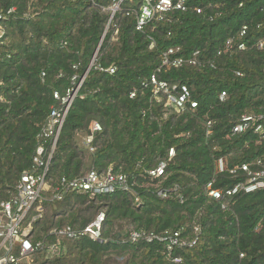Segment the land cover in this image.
<instances>
[{
  "label": "trees",
  "instance_id": "16d2710c",
  "mask_svg": "<svg viewBox=\"0 0 264 264\" xmlns=\"http://www.w3.org/2000/svg\"><path fill=\"white\" fill-rule=\"evenodd\" d=\"M119 1L0 0V203L32 168L55 92L65 94L73 77L87 72L53 156L50 185L94 169L125 175L132 187L79 194L62 204L40 200L45 214L30 239L44 249L25 264H264V189L222 200L208 190L246 182L244 172L231 175L237 166L264 170L258 165H264V132L251 127L233 134L244 115L264 117V0H187L186 11L175 10L142 32L135 16L142 0H124L111 19ZM230 39L235 43L227 50ZM170 49H179L173 58L186 60L199 52V64L163 67ZM112 66L113 75L106 72ZM153 77L187 86L198 107L166 109V98L154 96ZM95 123L102 131L88 147ZM222 158L224 173L218 171ZM161 162L164 176L150 177ZM37 214L34 207L27 222ZM102 215L98 240L53 233L83 232ZM134 232H179L190 244L169 251L166 242L134 243ZM54 245L60 250L51 255Z\"/></svg>",
  "mask_w": 264,
  "mask_h": 264
},
{
  "label": "built area",
  "instance_id": "2783aa9c",
  "mask_svg": "<svg viewBox=\"0 0 264 264\" xmlns=\"http://www.w3.org/2000/svg\"><path fill=\"white\" fill-rule=\"evenodd\" d=\"M123 1L120 0L113 5L111 19L120 10ZM175 10L186 11L187 0H142L141 5L135 10L137 30L140 32L144 31L149 23L155 20L162 21ZM202 11V9H197L198 14H201ZM1 18L2 16H0ZM247 31L248 28L244 27L240 37L246 36ZM3 35L4 30L0 27V39ZM234 43L235 39H230L226 44V49L230 50ZM260 48H263V44L260 45ZM238 49L240 51L246 50L245 44L240 43ZM178 52L179 49H170L164 54L163 67L180 68L184 65L197 66L199 64V52L195 53L189 60L173 58ZM100 70L104 71V69ZM116 70L112 66L106 72L113 75L116 73ZM87 75L88 72L81 77L78 75L74 76L72 79L73 86L65 94L55 92L54 99L57 101V104L52 108L46 125L38 135V146L33 157L32 168L22 174L14 195L9 200L0 203V264H25L36 251L44 249L43 242L35 245L30 239V233L35 230L37 221L41 220L45 214V206H37L40 200L46 202V204H62L79 194L106 195L114 193L118 187H122L124 191H132V187L127 181V176H117L111 171L105 175H101L94 169L87 172L82 178L73 181L63 180L59 187L50 185L48 174L54 153L70 110ZM151 83L157 101H162L161 95L166 98L164 104L166 109L170 110L174 108L176 111L182 112L188 107L191 109L198 107L197 103L192 100L191 92L187 86H171L167 82H159L156 77L152 78ZM135 96L136 94L133 93L131 98H135ZM226 97L227 94L222 93L221 100H225ZM263 119V116L244 115L240 122L235 125L233 134H243L251 129V127H255V132L262 135L264 132ZM100 131H102V128L99 124L95 123L92 125L91 134L85 138V143L88 147L94 141L95 133ZM90 151L94 152L95 149L91 148ZM174 155L175 151L172 149L170 156ZM258 165L264 166L261 161L258 162ZM165 169L166 163L161 162L158 167L149 170L148 175L152 178L162 177L165 174ZM226 169V160L223 158L219 159L218 171L224 173ZM240 172L247 174L248 179L246 182H240L224 192L214 189L212 184H210L208 187L209 196L215 200H222L227 196L232 197L240 193L251 194L264 189V170L253 171L251 165L243 164L230 171L234 177L238 176ZM45 193H51L52 196L44 198L43 194ZM161 195L167 197V193H161ZM34 207H37L38 214L27 222L28 214ZM103 220L104 215L100 216L83 232H76L71 227H65L55 230L53 233L61 237H67L68 239L89 235L92 239L98 240ZM131 239L134 243L166 242L169 245V251L175 248L186 247L190 244L186 239L181 237V233L179 232L174 234L167 233L162 236L147 232H134ZM59 250V245H54L50 248V254L54 255ZM174 261L180 263L181 259L176 258Z\"/></svg>",
  "mask_w": 264,
  "mask_h": 264
}]
</instances>
